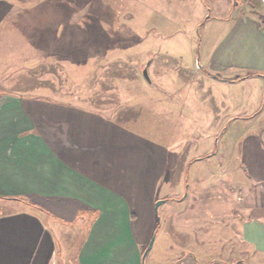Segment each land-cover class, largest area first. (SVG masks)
<instances>
[{"label":"rangeland","instance_id":"1","mask_svg":"<svg viewBox=\"0 0 264 264\" xmlns=\"http://www.w3.org/2000/svg\"><path fill=\"white\" fill-rule=\"evenodd\" d=\"M234 1L3 0L0 6V100L35 97L98 109L169 147L160 197L187 199L183 209L173 199L160 205L144 264H264L240 230L251 183L244 143L264 132V71L207 67L230 31L224 19L252 13L240 0L233 11ZM147 66L152 85L143 75ZM191 73L251 75L231 87L210 81L201 91ZM222 101L230 102L227 110ZM225 112L236 119L217 124ZM85 223L82 215L58 232L60 251L71 259ZM199 245L197 260L180 249Z\"/></svg>","mask_w":264,"mask_h":264},{"label":"crops","instance_id":"2","mask_svg":"<svg viewBox=\"0 0 264 264\" xmlns=\"http://www.w3.org/2000/svg\"><path fill=\"white\" fill-rule=\"evenodd\" d=\"M253 1L240 0L250 4V15L238 11L224 19L230 31L207 67L264 71V64H257L264 63V22L254 14L264 15V5ZM238 4L235 0L232 10ZM238 75L191 73L201 91L210 81L231 87L250 77L237 80ZM222 103L227 110L230 102ZM225 113L217 124L237 117ZM146 136L127 119L75 103L21 96L0 100V264H144L159 212L155 202L168 198L159 191L170 163L167 144ZM243 162L251 183L241 236L264 256V132L246 137ZM186 195L168 200L183 209ZM82 215L86 231L71 259L60 251L58 232ZM183 248L187 256L204 252L200 245L190 252Z\"/></svg>","mask_w":264,"mask_h":264},{"label":"water","instance_id":"3","mask_svg":"<svg viewBox=\"0 0 264 264\" xmlns=\"http://www.w3.org/2000/svg\"><path fill=\"white\" fill-rule=\"evenodd\" d=\"M148 65H149V64H148ZM143 75H144V77H145L146 79H148L149 82L151 81V78H150V76H149V74H148V66L145 67V69L143 70ZM164 201H165L164 199H160V200H158V201L156 202V204H155V209H156V211H158L159 206H160L162 203H164ZM155 237H156V235L154 234V235L151 237V239H150V242H149V244H148V246H147V248H146V250H145V254H144V257H143L144 260H145V257H146V255H147V252L151 249V247H152V245H153V243H154Z\"/></svg>","mask_w":264,"mask_h":264},{"label":"trees","instance_id":"4","mask_svg":"<svg viewBox=\"0 0 264 264\" xmlns=\"http://www.w3.org/2000/svg\"><path fill=\"white\" fill-rule=\"evenodd\" d=\"M236 2L238 3V1L236 0ZM261 19H263L264 20V17H261V16H259ZM263 22V21H262ZM252 74H259V73H252ZM251 74H246V75H244V77H248V76H250ZM244 77H238L237 78V80H240V79H242V78H244ZM215 153V152H214ZM203 157H200V159H202ZM197 159H199V158H197ZM168 198H170V197H168ZM168 198H166V199H164V200H168ZM173 198V197H172ZM157 218L158 219H160V215H159V212H157ZM159 223H158V225L156 226V227H158L159 226V224H160V220L158 221ZM157 230V229H156ZM156 230H155V232H156Z\"/></svg>","mask_w":264,"mask_h":264},{"label":"built area","instance_id":"5","mask_svg":"<svg viewBox=\"0 0 264 264\" xmlns=\"http://www.w3.org/2000/svg\"><path fill=\"white\" fill-rule=\"evenodd\" d=\"M264 5V0H259Z\"/></svg>","mask_w":264,"mask_h":264}]
</instances>
